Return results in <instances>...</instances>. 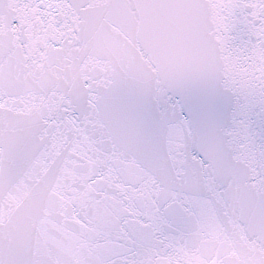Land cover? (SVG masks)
Masks as SVG:
<instances>
[{
    "label": "snow or ice",
    "instance_id": "1",
    "mask_svg": "<svg viewBox=\"0 0 264 264\" xmlns=\"http://www.w3.org/2000/svg\"><path fill=\"white\" fill-rule=\"evenodd\" d=\"M0 264H264V0H0Z\"/></svg>",
    "mask_w": 264,
    "mask_h": 264
}]
</instances>
